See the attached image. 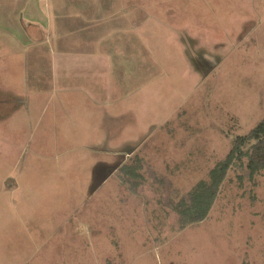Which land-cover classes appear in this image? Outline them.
<instances>
[{
    "label": "rangeland",
    "instance_id": "374dc122",
    "mask_svg": "<svg viewBox=\"0 0 264 264\" xmlns=\"http://www.w3.org/2000/svg\"><path fill=\"white\" fill-rule=\"evenodd\" d=\"M128 1L65 27H115L119 61L45 50L0 78L22 100L0 108V264H264V171L247 160L206 221L182 230L171 208L264 119V0ZM135 157L133 191L119 170Z\"/></svg>",
    "mask_w": 264,
    "mask_h": 264
},
{
    "label": "crops",
    "instance_id": "0c3cea01",
    "mask_svg": "<svg viewBox=\"0 0 264 264\" xmlns=\"http://www.w3.org/2000/svg\"><path fill=\"white\" fill-rule=\"evenodd\" d=\"M73 1L76 0H66L62 4L59 0H55V5L50 9L48 0H0V78L4 77L6 71H12L13 75L19 76L23 73L24 64L27 61H41L45 50L47 56L55 61L120 60L122 51L117 49V44H113L112 48L108 44L109 39L107 40L115 27L109 28L110 25L104 24L99 34L95 33V37L89 38H86V32L94 25L76 27L74 33L71 32V28L66 31L65 27H71L72 18L82 17L72 15L100 13L102 9L105 12L109 10L119 13L118 7L121 10L128 8L130 12H136L133 2L128 4V0H115L114 4L105 3L107 7H93ZM58 20L62 25L61 28L54 26V21ZM76 36L80 39H75ZM1 86L0 108L4 111L19 109L22 105L20 97L13 94L11 89L5 88L3 84Z\"/></svg>",
    "mask_w": 264,
    "mask_h": 264
},
{
    "label": "trees",
    "instance_id": "16d2710c",
    "mask_svg": "<svg viewBox=\"0 0 264 264\" xmlns=\"http://www.w3.org/2000/svg\"><path fill=\"white\" fill-rule=\"evenodd\" d=\"M244 160H247L251 178L264 171V119L248 134L233 139L230 152L210 170L207 180L200 181L190 192L171 202L180 229L201 224L208 219L229 171L237 164L242 165ZM143 169L144 162L139 157L121 166L119 171L131 190L134 191L143 182Z\"/></svg>",
    "mask_w": 264,
    "mask_h": 264
},
{
    "label": "flooded vegetation",
    "instance_id": "af4514ba",
    "mask_svg": "<svg viewBox=\"0 0 264 264\" xmlns=\"http://www.w3.org/2000/svg\"><path fill=\"white\" fill-rule=\"evenodd\" d=\"M205 62V61H204ZM202 66V65H201ZM208 67H209V70L207 71V72H210V71H212L213 70V66L212 65H208ZM102 175H103V177H107L108 175H107V171L105 170V171H103L102 172Z\"/></svg>",
    "mask_w": 264,
    "mask_h": 264
},
{
    "label": "water",
    "instance_id": "95a60500",
    "mask_svg": "<svg viewBox=\"0 0 264 264\" xmlns=\"http://www.w3.org/2000/svg\"><path fill=\"white\" fill-rule=\"evenodd\" d=\"M113 171H109V173H112Z\"/></svg>",
    "mask_w": 264,
    "mask_h": 264
}]
</instances>
